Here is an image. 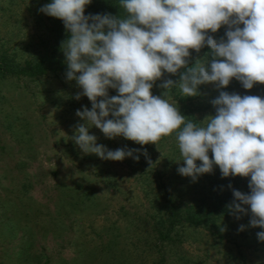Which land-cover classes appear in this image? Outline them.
Listing matches in <instances>:
<instances>
[{
  "label": "rangeland",
  "instance_id": "obj_1",
  "mask_svg": "<svg viewBox=\"0 0 264 264\" xmlns=\"http://www.w3.org/2000/svg\"><path fill=\"white\" fill-rule=\"evenodd\" d=\"M48 3L0 0L1 60L22 65L41 58L51 40L53 17L40 12ZM226 30L222 26L209 35L219 41ZM190 52L191 67L212 59L207 46ZM60 57L66 64L64 51ZM166 79L178 81L179 73H165L153 95L163 98L160 85ZM221 91L264 97V85L246 90L233 79L223 89L201 85L194 97L174 90L170 102L176 101L185 118L203 122L215 115L212 100ZM85 106L90 110L91 102L63 74L0 77V264H264V242L257 237L264 230L250 226V211L239 219L229 211L234 199L221 204L218 166L195 181L180 175L184 162L175 134L158 145H140L108 139L93 127L89 134L98 144L139 149L134 154L139 159L86 154L72 139L83 123L76 112ZM245 179L240 192L249 194L250 177ZM188 211L207 222L185 223Z\"/></svg>",
  "mask_w": 264,
  "mask_h": 264
},
{
  "label": "clouds",
  "instance_id": "obj_2",
  "mask_svg": "<svg viewBox=\"0 0 264 264\" xmlns=\"http://www.w3.org/2000/svg\"><path fill=\"white\" fill-rule=\"evenodd\" d=\"M91 2L50 0L40 9L62 20L70 33L62 45L66 79L75 81L91 102L90 110L85 106L76 112L83 123L76 126L75 144L104 160H138L139 149L109 150L89 130L140 145H158L175 134L184 162L180 175L195 181L218 166L224 178L250 177V193L233 190L228 208L237 219L250 211V226L264 230V97L221 91L212 100L215 115L203 122L185 118L176 101L170 102L174 90L194 97L208 83L223 89L235 79L246 90L264 85V0H119L123 17L86 16ZM222 26L225 38L209 35ZM205 46L212 59L188 67L190 50ZM165 73H179V80L163 81L162 98L152 89ZM109 89L118 95L110 97ZM244 230L241 225L239 231ZM257 237L264 242V231Z\"/></svg>",
  "mask_w": 264,
  "mask_h": 264
},
{
  "label": "trees",
  "instance_id": "obj_3",
  "mask_svg": "<svg viewBox=\"0 0 264 264\" xmlns=\"http://www.w3.org/2000/svg\"><path fill=\"white\" fill-rule=\"evenodd\" d=\"M95 14H111L113 16L123 17L125 15L124 9L120 6L119 0H92L86 6L85 15ZM51 40L44 45V51L40 59L34 63L26 62L22 65L6 62L0 59V77H18L27 79H38L48 74H66L67 64L60 54L63 51V43L66 42L70 33L67 32L62 20L52 19ZM50 44V45H49ZM188 67L191 65L188 62ZM66 76V75H65ZM246 182L245 177L230 176L228 178L218 177L217 193L220 199H223L222 205L234 199L233 190L240 191ZM211 218L214 213L210 214ZM173 217H178V212L173 208ZM208 220L204 215H198L195 212L188 211L184 219L185 223L192 226H203Z\"/></svg>",
  "mask_w": 264,
  "mask_h": 264
}]
</instances>
